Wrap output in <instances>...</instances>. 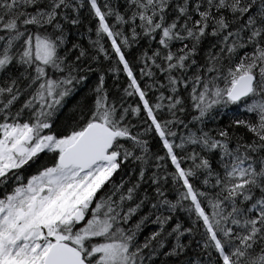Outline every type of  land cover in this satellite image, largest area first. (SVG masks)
Returning a JSON list of instances; mask_svg holds the SVG:
<instances>
[{
  "label": "snow or ice",
  "instance_id": "snow-or-ice-1",
  "mask_svg": "<svg viewBox=\"0 0 264 264\" xmlns=\"http://www.w3.org/2000/svg\"><path fill=\"white\" fill-rule=\"evenodd\" d=\"M0 264H264V0H0Z\"/></svg>",
  "mask_w": 264,
  "mask_h": 264
},
{
  "label": "trees",
  "instance_id": "trees-1",
  "mask_svg": "<svg viewBox=\"0 0 264 264\" xmlns=\"http://www.w3.org/2000/svg\"><path fill=\"white\" fill-rule=\"evenodd\" d=\"M85 42H86V41H85ZM124 79H125V77L122 75V76H121V81H123ZM109 83H111V81H109ZM84 91H86V89H84ZM80 94H81V93H78V94H77V97L72 98V100L69 102V105H68V106L64 109V111L60 114V117H59L60 120H63V119L65 118L64 114L68 112V108H70V107H71V104L75 102V99H78V98H79V95H80ZM146 231H147V230H146Z\"/></svg>",
  "mask_w": 264,
  "mask_h": 264
}]
</instances>
